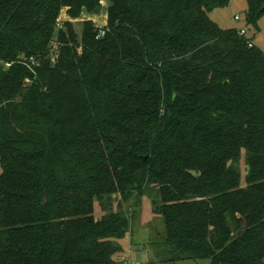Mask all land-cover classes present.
I'll use <instances>...</instances> for the list:
<instances>
[{
    "label": "trees",
    "instance_id": "16d2710c",
    "mask_svg": "<svg viewBox=\"0 0 264 264\" xmlns=\"http://www.w3.org/2000/svg\"><path fill=\"white\" fill-rule=\"evenodd\" d=\"M103 1L104 36L60 20ZM230 2L0 0V264H124L152 186L166 260L264 264V51Z\"/></svg>",
    "mask_w": 264,
    "mask_h": 264
},
{
    "label": "rangeland",
    "instance_id": "374dc122",
    "mask_svg": "<svg viewBox=\"0 0 264 264\" xmlns=\"http://www.w3.org/2000/svg\"><path fill=\"white\" fill-rule=\"evenodd\" d=\"M248 3L247 0H231L230 4L225 7L214 9L210 12V17L221 28H245L247 37L251 38L254 43L264 51V16L259 20L258 26L250 24L247 20ZM62 15V12H61ZM88 14L84 12L79 20H72L79 33L82 31V21L86 19ZM96 26L104 28L107 19V1L102 3L100 11L91 12ZM239 16L238 19L235 17ZM64 18V17H63ZM62 22V20H61ZM82 48L79 47V52ZM246 154L243 151L241 159L236 166L242 172V181L245 183L247 174ZM131 208L133 213L131 231L123 240V251L116 255L118 261L124 264H206L204 259H185L179 261L166 260L169 256V247L165 244V226L161 214L154 211L155 201L159 198L157 187L145 188L138 195ZM115 197L114 208L117 207V199ZM125 207H132L130 203L125 202ZM95 215L102 218L104 215L100 205H95Z\"/></svg>",
    "mask_w": 264,
    "mask_h": 264
},
{
    "label": "crops",
    "instance_id": "0c3cea01",
    "mask_svg": "<svg viewBox=\"0 0 264 264\" xmlns=\"http://www.w3.org/2000/svg\"><path fill=\"white\" fill-rule=\"evenodd\" d=\"M104 2V1H103ZM102 2V3H103ZM100 9H101V7H100ZM62 15H60V20H62V21H65V20H79V18H76V19H72V18H70V16L68 15V13H67V8H64L62 11ZM84 12H86L88 15L86 16V19H84V20H92L93 22H94V19H93V17H92V15H91V12H88V11H83V13ZM82 13V14H83ZM81 14V15H82ZM64 17V18H63ZM95 23V22H94ZM106 23H107V19L105 20V23H104V26L106 25Z\"/></svg>",
    "mask_w": 264,
    "mask_h": 264
},
{
    "label": "built area",
    "instance_id": "2783aa9c",
    "mask_svg": "<svg viewBox=\"0 0 264 264\" xmlns=\"http://www.w3.org/2000/svg\"><path fill=\"white\" fill-rule=\"evenodd\" d=\"M235 18L238 19L239 16H236ZM105 32H106V30L104 28H101L100 31H99L98 37L104 36L105 35ZM239 32H240L241 35L247 36V30L245 28L239 29ZM249 45L250 46H254L256 44L254 43L253 40H251L249 42ZM7 65H9V64H7Z\"/></svg>",
    "mask_w": 264,
    "mask_h": 264
},
{
    "label": "water",
    "instance_id": "95a60500",
    "mask_svg": "<svg viewBox=\"0 0 264 264\" xmlns=\"http://www.w3.org/2000/svg\"><path fill=\"white\" fill-rule=\"evenodd\" d=\"M95 11H100V6H96ZM175 97H176V93H173V98H175ZM248 225H249V223L246 222L245 226H248Z\"/></svg>",
    "mask_w": 264,
    "mask_h": 264
}]
</instances>
